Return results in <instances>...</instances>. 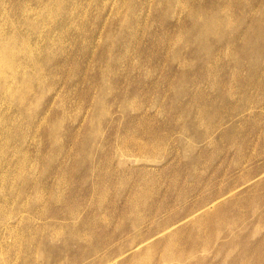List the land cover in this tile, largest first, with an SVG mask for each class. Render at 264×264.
<instances>
[{
    "label": "rangeland",
    "instance_id": "1",
    "mask_svg": "<svg viewBox=\"0 0 264 264\" xmlns=\"http://www.w3.org/2000/svg\"><path fill=\"white\" fill-rule=\"evenodd\" d=\"M0 45V264H264V0H0Z\"/></svg>",
    "mask_w": 264,
    "mask_h": 264
},
{
    "label": "bare ground",
    "instance_id": "2",
    "mask_svg": "<svg viewBox=\"0 0 264 264\" xmlns=\"http://www.w3.org/2000/svg\"><path fill=\"white\" fill-rule=\"evenodd\" d=\"M2 42H3V41H2ZM1 44H2V43H1ZM8 44H9V43H8ZM8 44H7V45H8ZM1 46H2V45H0V47H1ZM201 46H202V45H201ZM2 47H3V46H2ZM14 47H15V46H14ZM14 47H13V48H14ZM15 48H16V47H15ZM16 49H17V48H16ZM16 49H15V50H16ZM0 50H1V48H0ZM13 51H14V50H13ZM5 52H6V51H4V53H5ZM14 53H15V52H13V54H14ZM15 54H16V53H15ZM1 56H2V55H1ZM14 56H15V55H14ZM7 58H8V56H7ZM14 58H15V57H14ZM14 61H15V60H14ZM10 62H12V61H10ZM1 66H2V65H1ZM3 66H4V65H3ZM13 66H14V65H13ZM11 70H13V69H11ZM16 70H17V69H16ZM4 71H5V70H4ZM3 79H4V78H3ZM0 82H1V80H0ZM0 85H2V84H0Z\"/></svg>",
    "mask_w": 264,
    "mask_h": 264
}]
</instances>
